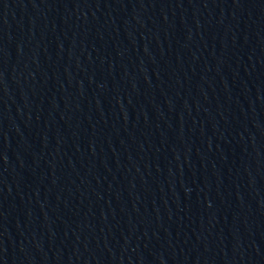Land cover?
<instances>
[{"label":"water","instance_id":"water-1","mask_svg":"<svg viewBox=\"0 0 264 264\" xmlns=\"http://www.w3.org/2000/svg\"><path fill=\"white\" fill-rule=\"evenodd\" d=\"M0 264H264V0H0Z\"/></svg>","mask_w":264,"mask_h":264}]
</instances>
